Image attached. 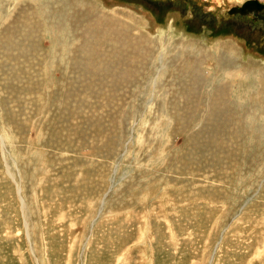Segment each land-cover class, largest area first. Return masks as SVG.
Here are the masks:
<instances>
[{"label": "rangeland", "instance_id": "374dc122", "mask_svg": "<svg viewBox=\"0 0 264 264\" xmlns=\"http://www.w3.org/2000/svg\"><path fill=\"white\" fill-rule=\"evenodd\" d=\"M246 1L0 0V264H264Z\"/></svg>", "mask_w": 264, "mask_h": 264}, {"label": "flooded vegetation", "instance_id": "af4514ba", "mask_svg": "<svg viewBox=\"0 0 264 264\" xmlns=\"http://www.w3.org/2000/svg\"><path fill=\"white\" fill-rule=\"evenodd\" d=\"M248 1H256L257 6H253V7L250 6L249 9H246V10L243 11L242 15L245 16V14H248V16L254 17V19H259V17L264 14V7L260 8V9H259V7L261 5L264 6V4L259 2V0H248ZM227 15L229 16L228 18H230V17L232 18L234 16V14L229 15L228 12H227ZM235 16L241 17L240 14H238V12H237V14ZM242 18H244V17L242 16Z\"/></svg>", "mask_w": 264, "mask_h": 264}, {"label": "water", "instance_id": "95a60500", "mask_svg": "<svg viewBox=\"0 0 264 264\" xmlns=\"http://www.w3.org/2000/svg\"><path fill=\"white\" fill-rule=\"evenodd\" d=\"M250 6H251V7H253V6H257L256 1H246V2H244L241 6H235V7L231 8L230 10H228L227 12H228L229 15H231V14H235V13H237V12L240 13V12L246 10V9H249ZM263 7H264V6L261 5V6L259 7V9H260V8H263Z\"/></svg>", "mask_w": 264, "mask_h": 264}, {"label": "bare ground", "instance_id": "6f19581e", "mask_svg": "<svg viewBox=\"0 0 264 264\" xmlns=\"http://www.w3.org/2000/svg\"><path fill=\"white\" fill-rule=\"evenodd\" d=\"M243 3V2H242ZM241 14L243 13V11L242 12H240Z\"/></svg>", "mask_w": 264, "mask_h": 264}]
</instances>
